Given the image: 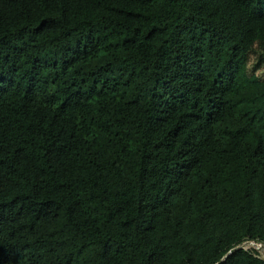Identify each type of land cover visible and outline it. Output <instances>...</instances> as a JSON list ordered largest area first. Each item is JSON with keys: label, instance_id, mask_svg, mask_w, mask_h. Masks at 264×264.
I'll return each instance as SVG.
<instances>
[{"label": "trees", "instance_id": "obj_1", "mask_svg": "<svg viewBox=\"0 0 264 264\" xmlns=\"http://www.w3.org/2000/svg\"><path fill=\"white\" fill-rule=\"evenodd\" d=\"M264 0H0V264H264Z\"/></svg>", "mask_w": 264, "mask_h": 264}, {"label": "rangeland", "instance_id": "obj_2", "mask_svg": "<svg viewBox=\"0 0 264 264\" xmlns=\"http://www.w3.org/2000/svg\"><path fill=\"white\" fill-rule=\"evenodd\" d=\"M260 60L257 55H255L254 53L250 54L249 55V61L251 64H253L254 62H256V70L255 72L260 75L262 74V72L264 71V61H258ZM244 247H248V246H253L254 248L257 249L258 253L259 254H262L264 253V246L261 244V243H253L252 241H248V242H245L243 244Z\"/></svg>", "mask_w": 264, "mask_h": 264}, {"label": "water", "instance_id": "obj_3", "mask_svg": "<svg viewBox=\"0 0 264 264\" xmlns=\"http://www.w3.org/2000/svg\"><path fill=\"white\" fill-rule=\"evenodd\" d=\"M245 242H248V240L242 241L241 243L236 244V245L230 247V248H229V249H228V250H227V251H226V252L220 257L219 260L223 259L224 256H225L228 252H230L231 250H233V249H235V248H237V247H242L243 244H244ZM253 243H255V242H253ZM215 263H216V262H214V263H212V264H215Z\"/></svg>", "mask_w": 264, "mask_h": 264}]
</instances>
